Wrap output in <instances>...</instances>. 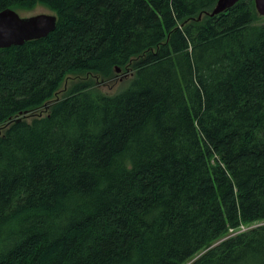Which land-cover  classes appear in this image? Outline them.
I'll return each mask as SVG.
<instances>
[{
	"label": "trees",
	"instance_id": "1",
	"mask_svg": "<svg viewBox=\"0 0 264 264\" xmlns=\"http://www.w3.org/2000/svg\"><path fill=\"white\" fill-rule=\"evenodd\" d=\"M217 1L0 0L57 16L0 48V264H264V16Z\"/></svg>",
	"mask_w": 264,
	"mask_h": 264
},
{
	"label": "water",
	"instance_id": "2",
	"mask_svg": "<svg viewBox=\"0 0 264 264\" xmlns=\"http://www.w3.org/2000/svg\"><path fill=\"white\" fill-rule=\"evenodd\" d=\"M238 1L218 0L209 14L213 16L224 12ZM254 1L257 12L264 16V0ZM56 25V14L41 13L23 17L15 9H0V48L23 45L26 41L46 37L56 29Z\"/></svg>",
	"mask_w": 264,
	"mask_h": 264
},
{
	"label": "rangeland",
	"instance_id": "3",
	"mask_svg": "<svg viewBox=\"0 0 264 264\" xmlns=\"http://www.w3.org/2000/svg\"><path fill=\"white\" fill-rule=\"evenodd\" d=\"M15 10L23 17H29L41 13L55 14L51 9L43 5H37L35 8L31 10H26V9H15ZM262 20L264 21V18H262ZM133 76H134V71L130 67L124 70L122 69H120L119 71L117 70L116 76L110 80H104L100 76H97L95 74H80V73L71 74L63 82V85L54 95V98L52 100H60L61 98H63L69 86L73 82H76L78 80L92 82L94 84V87H96L99 91L105 94H115L118 91L125 88ZM47 106L48 105L45 104L43 107L39 108L38 110L27 112L21 114L20 116L27 120H31L34 116L36 117V116L46 115L48 113ZM261 224H264V222H262ZM231 232L233 233L234 230H231Z\"/></svg>",
	"mask_w": 264,
	"mask_h": 264
}]
</instances>
